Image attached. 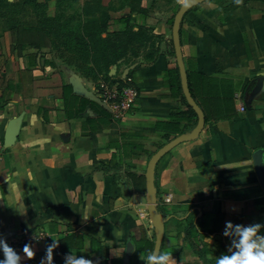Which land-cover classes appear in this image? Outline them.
Instances as JSON below:
<instances>
[{
	"label": "crops",
	"instance_id": "obj_1",
	"mask_svg": "<svg viewBox=\"0 0 264 264\" xmlns=\"http://www.w3.org/2000/svg\"><path fill=\"white\" fill-rule=\"evenodd\" d=\"M8 1L0 9V240L19 264H66L70 252L90 264H148L156 241L149 160L198 123L180 95L173 44L185 0H38L46 16L83 34L84 23L100 19L109 41L142 39L138 54L111 65L122 88L138 90L124 118L54 45L17 39L41 13ZM180 40L205 125L156 165L159 255L171 253L168 264H216L238 251L239 227L260 225L264 238V0H203L185 13Z\"/></svg>",
	"mask_w": 264,
	"mask_h": 264
},
{
	"label": "trees",
	"instance_id": "obj_2",
	"mask_svg": "<svg viewBox=\"0 0 264 264\" xmlns=\"http://www.w3.org/2000/svg\"><path fill=\"white\" fill-rule=\"evenodd\" d=\"M24 2L34 6L41 16L39 23L35 26L18 27L17 39L39 47L54 45L67 62L77 65L78 69L95 83L99 79L96 74L97 68L115 64L120 58L126 57V53H139L142 39L138 35L134 34L128 41L122 39L109 41L101 36V33L107 30V25L100 19H92L84 23L82 28L85 34H83L79 26L70 28L68 24L59 23L57 18L46 16L45 4L39 3L38 0H24ZM94 2L98 5L99 1L94 0ZM10 5L8 0H0V9L10 8ZM84 11L88 13L87 8ZM126 31L130 32V27ZM91 62L96 66L90 65ZM179 86L181 98L189 109L195 112L186 99L181 83Z\"/></svg>",
	"mask_w": 264,
	"mask_h": 264
},
{
	"label": "water",
	"instance_id": "obj_3",
	"mask_svg": "<svg viewBox=\"0 0 264 264\" xmlns=\"http://www.w3.org/2000/svg\"><path fill=\"white\" fill-rule=\"evenodd\" d=\"M203 0H185L183 4H181L179 10L175 14L174 22H173V44L174 49L176 52L177 62L180 69L181 74V81H182V87L186 96V99L188 103L195 109V111L198 114V123L196 127L188 132L183 133L166 144H164L161 148H159L150 158L147 171H146V178H147V188H148V212L150 217L152 218L155 228H156V241H155V247L153 254L159 255L160 248L162 245L163 237H164V230H165V221L161 213L157 209V191L155 186V170L156 165L160 158L166 154L171 148L176 146L177 144L196 138L201 130L203 129L205 125V115L195 99L193 98L191 91L189 89L188 85V79H187V72L185 68V63L183 59V53L181 48V40H180V27L181 22L183 20V17L185 13L193 6L197 5ZM88 95L92 96L90 91L84 90ZM97 98L98 101H101L104 105H106L102 99L99 96H94ZM148 264H154V262L149 261Z\"/></svg>",
	"mask_w": 264,
	"mask_h": 264
},
{
	"label": "clouds",
	"instance_id": "obj_4",
	"mask_svg": "<svg viewBox=\"0 0 264 264\" xmlns=\"http://www.w3.org/2000/svg\"><path fill=\"white\" fill-rule=\"evenodd\" d=\"M229 227L231 225L229 224ZM260 225H250L239 227L238 233L240 240L236 247L238 251L231 255H224L217 259L216 264H264V238L257 236V231ZM55 244L49 245L47 248V259L52 261V249ZM28 256H32L33 252L28 245L24 246ZM0 251L3 252V257L0 259V264H19L20 256L6 242L0 240ZM171 253H163L160 255L151 254L147 257L154 264H168ZM66 264H90L89 260L83 256H76L73 252L68 253Z\"/></svg>",
	"mask_w": 264,
	"mask_h": 264
},
{
	"label": "built area",
	"instance_id": "obj_5",
	"mask_svg": "<svg viewBox=\"0 0 264 264\" xmlns=\"http://www.w3.org/2000/svg\"><path fill=\"white\" fill-rule=\"evenodd\" d=\"M98 93V96L117 118H124L129 108L135 104L138 98V90L132 86H126L121 90L101 88L98 89ZM44 236L43 232L37 235L38 238Z\"/></svg>",
	"mask_w": 264,
	"mask_h": 264
},
{
	"label": "rangeland",
	"instance_id": "obj_6",
	"mask_svg": "<svg viewBox=\"0 0 264 264\" xmlns=\"http://www.w3.org/2000/svg\"><path fill=\"white\" fill-rule=\"evenodd\" d=\"M130 54L131 53H126L127 59H130V57H131ZM113 70H114V68L111 66L100 67V68L96 69V74L99 77V79L97 80L96 83H97V87L99 89H101V88L111 89L113 87H118V88L122 89V87H123L122 76L120 75L117 77L116 73H112ZM118 70H120V68Z\"/></svg>",
	"mask_w": 264,
	"mask_h": 264
}]
</instances>
